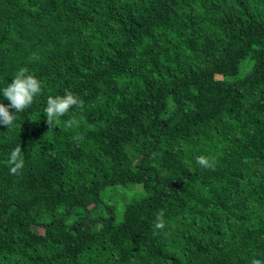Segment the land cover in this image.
<instances>
[{
  "label": "trees",
  "instance_id": "trees-1",
  "mask_svg": "<svg viewBox=\"0 0 264 264\" xmlns=\"http://www.w3.org/2000/svg\"><path fill=\"white\" fill-rule=\"evenodd\" d=\"M21 68L42 91L0 125V264H264V0H0L6 106Z\"/></svg>",
  "mask_w": 264,
  "mask_h": 264
},
{
  "label": "clouds",
  "instance_id": "clouds-1",
  "mask_svg": "<svg viewBox=\"0 0 264 264\" xmlns=\"http://www.w3.org/2000/svg\"><path fill=\"white\" fill-rule=\"evenodd\" d=\"M41 91L40 81L33 75L28 74L26 68H21L15 75V78L2 90L3 96L9 101V104L6 106L0 103V125L6 126L7 128L12 127L16 120V114L29 108L33 104L34 98L38 96ZM82 103L79 97L71 92H66L62 96H49L44 112L46 123L49 125L50 129L57 126L60 122V118L68 114L70 109L75 106H82ZM73 126H79V122L75 118L69 119L66 122V127ZM21 152V147H16L10 153L8 163L10 165L11 174H20V171L24 167V160L21 156ZM196 163L203 168L213 167V162L203 155L196 158ZM155 227L157 229L165 228L162 213L158 216ZM252 264H262V262L260 260H253Z\"/></svg>",
  "mask_w": 264,
  "mask_h": 264
}]
</instances>
